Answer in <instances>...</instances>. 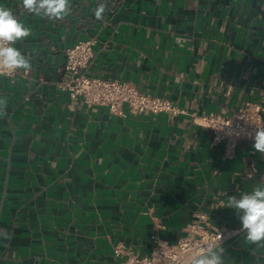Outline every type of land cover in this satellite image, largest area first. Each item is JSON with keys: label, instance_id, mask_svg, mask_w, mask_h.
I'll return each mask as SVG.
<instances>
[{"label": "crops", "instance_id": "crops-1", "mask_svg": "<svg viewBox=\"0 0 264 264\" xmlns=\"http://www.w3.org/2000/svg\"><path fill=\"white\" fill-rule=\"evenodd\" d=\"M50 21L0 0L31 28L18 42L30 72L0 76V264H114L151 236L172 244L188 224L239 230L228 195L264 181V156L239 141L231 158L200 117L264 109V0H71ZM105 4L97 18L99 3ZM95 38L89 76L120 80L183 113L112 114L72 102L66 50ZM264 115V112H263ZM223 264H264L238 231Z\"/></svg>", "mask_w": 264, "mask_h": 264}, {"label": "built area", "instance_id": "built-area-1", "mask_svg": "<svg viewBox=\"0 0 264 264\" xmlns=\"http://www.w3.org/2000/svg\"><path fill=\"white\" fill-rule=\"evenodd\" d=\"M96 44L97 40L90 38L78 41L66 50L63 69L69 75V80L60 87L68 91L72 102L82 101L88 107H107L115 115H123L124 107L132 114L183 113L169 100L145 93L131 83L87 75L85 71L94 57ZM19 73L3 76L13 80ZM263 112L260 105L248 102L231 116L214 113L202 115L200 124L212 131L213 143L223 144L224 156L231 158L239 141H253L251 135L256 127H264ZM184 231L185 235L175 244L153 234L151 252L144 256L124 245H116L113 253L118 260L114 264H188L193 250L209 244L219 247L238 232L199 223L186 225Z\"/></svg>", "mask_w": 264, "mask_h": 264}, {"label": "clouds", "instance_id": "clouds-1", "mask_svg": "<svg viewBox=\"0 0 264 264\" xmlns=\"http://www.w3.org/2000/svg\"><path fill=\"white\" fill-rule=\"evenodd\" d=\"M29 15L50 21L62 20L72 13L71 0H20ZM105 4L99 3L97 18L105 11ZM31 28L13 14L12 10L0 4V76L17 71L25 73L32 69L31 58L16 47L31 36ZM7 98L0 96V116L6 115ZM254 153L264 156V127H256L251 135ZM233 210L241 222L238 231L246 234L247 241L264 247V181L257 183L251 191L228 195L221 206ZM223 248L214 244L199 247L191 252L188 264H223Z\"/></svg>", "mask_w": 264, "mask_h": 264}]
</instances>
